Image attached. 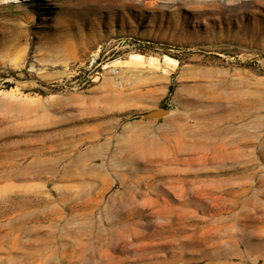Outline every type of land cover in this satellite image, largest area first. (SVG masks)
<instances>
[{"label": "rangeland", "instance_id": "rangeland-1", "mask_svg": "<svg viewBox=\"0 0 264 264\" xmlns=\"http://www.w3.org/2000/svg\"><path fill=\"white\" fill-rule=\"evenodd\" d=\"M1 74L0 264H264V0H0Z\"/></svg>", "mask_w": 264, "mask_h": 264}, {"label": "trees", "instance_id": "trees-1", "mask_svg": "<svg viewBox=\"0 0 264 264\" xmlns=\"http://www.w3.org/2000/svg\"><path fill=\"white\" fill-rule=\"evenodd\" d=\"M12 74H15V71H12ZM0 77H1V81L3 82V84H5L7 87L12 85V83H10L9 81H6V74H1ZM41 84L43 86H47L45 82H41Z\"/></svg>", "mask_w": 264, "mask_h": 264}, {"label": "water", "instance_id": "water-1", "mask_svg": "<svg viewBox=\"0 0 264 264\" xmlns=\"http://www.w3.org/2000/svg\"><path fill=\"white\" fill-rule=\"evenodd\" d=\"M155 115H157V116H162V115H164V114H166L167 113V110H165V109H157V110H155Z\"/></svg>", "mask_w": 264, "mask_h": 264}]
</instances>
